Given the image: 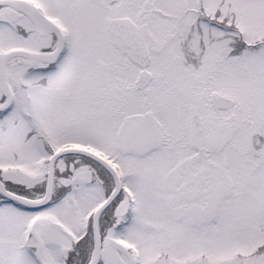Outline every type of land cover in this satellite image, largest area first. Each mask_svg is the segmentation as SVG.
<instances>
[{"label":"snow or ice","instance_id":"snow-or-ice-1","mask_svg":"<svg viewBox=\"0 0 264 264\" xmlns=\"http://www.w3.org/2000/svg\"><path fill=\"white\" fill-rule=\"evenodd\" d=\"M0 264H264V0H0Z\"/></svg>","mask_w":264,"mask_h":264}]
</instances>
